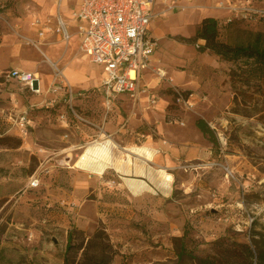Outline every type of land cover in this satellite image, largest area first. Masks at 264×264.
Masks as SVG:
<instances>
[{"label": "rangeland", "instance_id": "374dc122", "mask_svg": "<svg viewBox=\"0 0 264 264\" xmlns=\"http://www.w3.org/2000/svg\"><path fill=\"white\" fill-rule=\"evenodd\" d=\"M40 1L0 0V264L76 263L96 233L94 244L105 254L97 247L89 252L107 264H198V258L245 264L239 244L252 247L256 232L264 236L263 73L201 51L198 41L184 39L194 36L193 26L173 25L157 39L153 66L171 78L158 85V104L128 97L107 102L95 82L75 97V116L63 91L50 89L55 66L63 77L54 85L67 83L70 55L64 49L47 58L53 26L42 40L31 27L42 14ZM243 6L264 11V0ZM219 26L220 40L232 45L264 33V21L253 17L235 16ZM13 67L39 73L44 88L35 93L7 78ZM197 119L207 123L214 143ZM102 139L112 142L115 156L129 157L128 175L107 169L98 176L74 166L87 143ZM134 147L148 148L152 159L136 155ZM141 167L164 169L172 178L169 194L139 174ZM33 175L39 186L30 189ZM124 178L144 181L155 193L133 194Z\"/></svg>", "mask_w": 264, "mask_h": 264}, {"label": "built area", "instance_id": "2783aa9c", "mask_svg": "<svg viewBox=\"0 0 264 264\" xmlns=\"http://www.w3.org/2000/svg\"><path fill=\"white\" fill-rule=\"evenodd\" d=\"M155 1L80 0L79 9L72 13V17L78 21L77 33L80 37V51L86 53L90 61L102 67L104 71L100 85L107 102L110 101V98L118 95H128L136 102L140 93H144L148 96V106L154 107L157 103L155 96L147 94L146 89L141 90L139 87L140 74L150 68V57L158 47L157 39L148 33V25L155 17L153 13ZM224 6L223 2H218V7L223 8ZM231 9L236 16L244 19L250 20V17H253L264 21V11L262 10L257 11L236 6ZM252 12L255 14L253 15ZM230 21L231 19H227L223 23ZM58 31L63 33L64 38H67L62 24ZM38 35L42 37L43 32H39ZM153 73L159 81L171 80L167 77L165 70L159 67L154 68ZM54 75L50 89L52 92L63 91L65 102L69 105L71 113L77 116L72 107L75 96L68 84L65 82L63 85H54L57 78L62 79L63 77L62 72L56 66ZM6 77H13L23 82L35 93L40 92L38 77L34 73L13 71L7 72ZM177 94L183 99L181 94L178 92ZM81 95L82 93H79L77 96ZM24 119L25 117L21 118L23 121ZM38 186L37 176H31L28 188L34 189Z\"/></svg>", "mask_w": 264, "mask_h": 264}, {"label": "crops", "instance_id": "0c3cea01", "mask_svg": "<svg viewBox=\"0 0 264 264\" xmlns=\"http://www.w3.org/2000/svg\"><path fill=\"white\" fill-rule=\"evenodd\" d=\"M221 1L225 4L223 8L218 7V2ZM244 0H205L194 1V0H156L153 5V13L155 17L150 21L148 25V33L151 37L159 39L163 33L172 28L173 25L180 26H193L194 30L197 29L200 21L204 17H214L219 20V22L231 19L236 16L232 11V7L236 6L238 8L246 7L243 6ZM187 5L184 10L178 8H183L182 5ZM40 9L42 14L34 16L31 19V27L34 31L36 38H39V32H43V36L39 39H46L45 34L49 30L48 27L51 25V34L47 37H51L53 40V47L49 51H45L47 58H56L59 52H62L64 49L69 53L68 65L64 70V74L71 87V92L76 97L79 93H82L85 90H88V87L93 83L100 82L104 77V71L102 67L90 61L88 55L83 52H79L80 37L77 33L78 21L72 17V13L79 9L80 0H45L40 1ZM173 6V7H172ZM172 7V8H169ZM177 13H174V12ZM176 16L173 18V16ZM38 20V22H36ZM192 22H194L192 24ZM62 24L67 38H64L62 32L58 31V28ZM69 24L73 25V30H70ZM49 25V26H48ZM192 28V29H193ZM187 29V28H186ZM188 31V30H186ZM192 38V37H191ZM185 40L188 38H184ZM42 42V41H41ZM200 45L204 42L198 40ZM157 49L150 57L149 69L142 71L139 78V87L140 89H146L147 94L153 95L158 98V95L155 93L159 81L154 73V61ZM66 56V55H65ZM86 64V65H85ZM28 72L31 71L24 70L21 68H11L7 72ZM166 73H168L165 70ZM39 75V73H36ZM175 72H173V75ZM173 78V76H171ZM9 79H14L10 77ZM174 79V78H173ZM40 88H44L45 82L44 79H39ZM118 97H128V95H118ZM147 95L140 93L136 102L140 104L147 103ZM160 99L158 98V101ZM158 104V102H157Z\"/></svg>", "mask_w": 264, "mask_h": 264}, {"label": "trees", "instance_id": "16d2710c", "mask_svg": "<svg viewBox=\"0 0 264 264\" xmlns=\"http://www.w3.org/2000/svg\"><path fill=\"white\" fill-rule=\"evenodd\" d=\"M219 25V20L215 19L214 17H204L200 21L194 36L192 38L186 39V41L196 42L198 40H202L204 43L199 46V49L201 51L207 50L217 55L221 59L232 62L244 61L250 67L251 71H260L264 76V33L255 32L252 34V37L246 42H239L232 45L220 40ZM187 95L188 94H186V96ZM235 100L236 94L233 95V101ZM195 125L204 135L208 136L213 143L215 142L210 128L203 119H197ZM99 234L100 233H96L86 242L83 249L82 261L69 263L68 259L66 258L64 264H107V259L99 256L101 254H105V248H103L104 246H101V243L94 244V239L100 238ZM256 234L259 235L260 238H252L251 240L254 251L248 243L239 244V247L242 248V251L245 254L243 257L245 264H252L254 258L256 259L257 264H264V236L259 232H256ZM72 235V232H68L66 244L67 251H70L72 247ZM92 248H96V251L99 255H97L96 252H89V250ZM184 252V247L183 245H181L180 251L177 254L178 260H180V258L184 255ZM222 263L237 264L229 260L222 261ZM198 264H217V262L214 259L198 258Z\"/></svg>", "mask_w": 264, "mask_h": 264}, {"label": "bare ground", "instance_id": "6f19581e", "mask_svg": "<svg viewBox=\"0 0 264 264\" xmlns=\"http://www.w3.org/2000/svg\"><path fill=\"white\" fill-rule=\"evenodd\" d=\"M114 145L109 139H102L87 143L82 152L79 154L74 166L91 174L101 176L107 169H113L121 175H128L131 172L129 157L127 159L120 158L113 154ZM136 155L142 156L147 160L152 159L153 153L145 147L132 148ZM139 174L147 177L154 185V188L164 195H168L171 188L172 178L164 169L159 168H139ZM124 183L133 194H140L143 191H151L155 193L154 188H151L144 181L124 178Z\"/></svg>", "mask_w": 264, "mask_h": 264}]
</instances>
